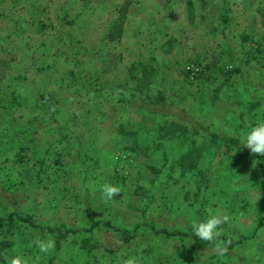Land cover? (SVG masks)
<instances>
[{
    "label": "rangeland",
    "instance_id": "rangeland-1",
    "mask_svg": "<svg viewBox=\"0 0 264 264\" xmlns=\"http://www.w3.org/2000/svg\"><path fill=\"white\" fill-rule=\"evenodd\" d=\"M0 59V264H264V156L207 133L264 121V0H0ZM159 93L183 119L132 105Z\"/></svg>",
    "mask_w": 264,
    "mask_h": 264
},
{
    "label": "clouds",
    "instance_id": "clouds-1",
    "mask_svg": "<svg viewBox=\"0 0 264 264\" xmlns=\"http://www.w3.org/2000/svg\"><path fill=\"white\" fill-rule=\"evenodd\" d=\"M242 145L250 149L252 154L264 156V121H259L250 128L245 134ZM100 191L104 202L107 203L118 195L121 189L111 183H104L100 186ZM228 222H230V217L222 209L209 210V215L205 220L193 221L192 230L196 237L213 243L223 235L222 226ZM228 244H231L230 240ZM36 245L42 253H49L55 248V242L52 239L37 240ZM214 250L218 255L223 256L227 253L228 248L223 243H219ZM37 259L39 258L37 257ZM8 264H30V261L23 255H15L11 257ZM120 264H139V261L134 256H128L127 258H121Z\"/></svg>",
    "mask_w": 264,
    "mask_h": 264
},
{
    "label": "trees",
    "instance_id": "trees-1",
    "mask_svg": "<svg viewBox=\"0 0 264 264\" xmlns=\"http://www.w3.org/2000/svg\"><path fill=\"white\" fill-rule=\"evenodd\" d=\"M118 25L117 22H114L111 26V28L109 29L108 33H107V37L108 39L110 40H113V39H116L118 38V34L116 32H119L118 29L120 30V27ZM8 64V61H2L0 59V87L2 85V81L4 80L5 76L3 75V68ZM144 73L146 72V67L144 66L143 67V70H142ZM142 72V73H143ZM143 73V74H144ZM145 75V74H144ZM146 76V75H145ZM140 81L142 82V80H144V76L143 78H139ZM161 94L159 93V96H155V97H150V96H147V97H141V98H136L138 99V103L136 104L135 101H137L136 99H134L132 101V105L133 106H136L140 109H143L147 112H150V113H156V114H161V115H166V116H174V117H178V119H183L184 117V112L182 110L183 113H179L177 112L174 107L172 105H170L169 103H166V100L164 99L163 96H160ZM171 125L173 126H180V128H184L182 127V124L180 123V125L178 124V122H171ZM197 126L194 125L193 127ZM197 128V127H195ZM198 128H199V125H198ZM208 133V136H209V139L210 141L212 142H215V141H219V142H222L224 144H226L227 146L229 145L230 147H235L239 150H242L244 154L246 155H251V156H256L258 154H252L250 152V149H248L246 146L242 145V141L239 139V138H236V137H228V136H221L219 135L218 133H215V132H209L207 131ZM179 164L180 165H184L185 163H187V165L191 168H193L196 163L194 161V156L193 154L191 153H185L183 154L181 157H179V160H178ZM14 216H15V213H11L7 220L12 222L14 220ZM18 218L20 220H23V221H27V220H30L29 217L27 218H21L18 216ZM5 219L3 217L0 216V222L1 221H4ZM99 222L98 221H95L93 222L92 226H95L97 225ZM37 226V225H35ZM48 231H51V232H57L58 235L57 237H55V249L59 248L60 246V241L61 239L68 233V232H72V230H66L64 232H61L60 230L58 229H52L50 227H46ZM83 230H88V229H83ZM154 232L156 233H163L166 234L167 236H187L188 234L186 233H183V232H180V231H172V232H168V231H165V230H154ZM193 238H197L195 235H192ZM229 241V240H228ZM228 241L226 242V245L227 247L229 248H232L233 246H235L237 243H239L240 239L237 240V241H233V240H230L231 241V244H228ZM53 257L49 258L48 261H47V264H53Z\"/></svg>",
    "mask_w": 264,
    "mask_h": 264
}]
</instances>
